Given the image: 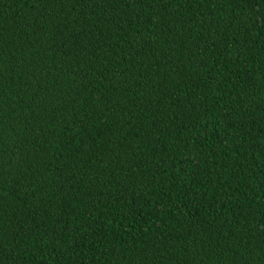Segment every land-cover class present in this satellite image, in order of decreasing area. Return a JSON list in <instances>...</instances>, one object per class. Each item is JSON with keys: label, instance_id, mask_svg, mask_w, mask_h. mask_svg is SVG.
<instances>
[{"label": "trees", "instance_id": "1", "mask_svg": "<svg viewBox=\"0 0 264 264\" xmlns=\"http://www.w3.org/2000/svg\"><path fill=\"white\" fill-rule=\"evenodd\" d=\"M0 264H264V0H0Z\"/></svg>", "mask_w": 264, "mask_h": 264}]
</instances>
